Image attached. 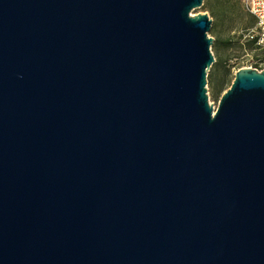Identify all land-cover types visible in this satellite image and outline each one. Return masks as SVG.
Segmentation results:
<instances>
[{
    "label": "water",
    "instance_id": "obj_1",
    "mask_svg": "<svg viewBox=\"0 0 264 264\" xmlns=\"http://www.w3.org/2000/svg\"><path fill=\"white\" fill-rule=\"evenodd\" d=\"M204 0H0V264H264V68L209 102Z\"/></svg>",
    "mask_w": 264,
    "mask_h": 264
},
{
    "label": "rangeland",
    "instance_id": "obj_2",
    "mask_svg": "<svg viewBox=\"0 0 264 264\" xmlns=\"http://www.w3.org/2000/svg\"><path fill=\"white\" fill-rule=\"evenodd\" d=\"M211 4L223 8L224 13L215 19L209 34L219 39L230 38L232 40V45L229 47L212 44V51L217 61L215 60L208 70L210 76L207 77L209 81L206 88L209 102L214 105L215 109L221 95L233 81L238 68L246 65H252L258 69L264 68V49L252 45L241 37V32L255 24V18L248 13L241 0H230L229 2L211 0ZM192 12H207L210 15L209 11L201 6L193 9Z\"/></svg>",
    "mask_w": 264,
    "mask_h": 264
},
{
    "label": "built area",
    "instance_id": "obj_3",
    "mask_svg": "<svg viewBox=\"0 0 264 264\" xmlns=\"http://www.w3.org/2000/svg\"><path fill=\"white\" fill-rule=\"evenodd\" d=\"M241 2L255 18V24L241 32V37L253 41L255 46L264 49V0H241ZM246 66L252 67V65Z\"/></svg>",
    "mask_w": 264,
    "mask_h": 264
},
{
    "label": "trees",
    "instance_id": "obj_4",
    "mask_svg": "<svg viewBox=\"0 0 264 264\" xmlns=\"http://www.w3.org/2000/svg\"><path fill=\"white\" fill-rule=\"evenodd\" d=\"M221 2H229L230 0H220ZM203 9L208 10L213 21H212V28L214 26L215 23V19L218 18L219 16H221L224 12H223V8H219V7H215L214 5L211 4V0H204L202 6ZM249 13V12H248ZM211 28V31H212ZM248 28V27H247ZM249 43H251L252 45H254L253 41L248 40ZM217 44H221L223 46L229 47L232 45V40L230 38H218V37H214V41H213V45H217ZM217 61V60H216ZM210 76V74H208V77ZM209 81V80H208Z\"/></svg>",
    "mask_w": 264,
    "mask_h": 264
}]
</instances>
